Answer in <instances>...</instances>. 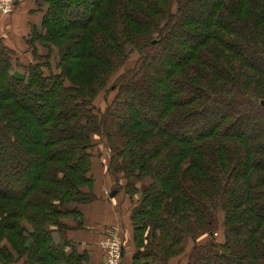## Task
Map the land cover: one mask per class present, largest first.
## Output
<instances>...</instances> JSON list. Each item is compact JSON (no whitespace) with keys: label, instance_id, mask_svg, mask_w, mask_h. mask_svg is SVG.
I'll use <instances>...</instances> for the list:
<instances>
[{"label":"trees","instance_id":"16d2710c","mask_svg":"<svg viewBox=\"0 0 264 264\" xmlns=\"http://www.w3.org/2000/svg\"><path fill=\"white\" fill-rule=\"evenodd\" d=\"M35 2L42 21L24 50L0 38V264L87 262L67 233L83 228L77 205L97 199L93 136L133 204L130 264H264V69L253 63L264 64V0H217L210 11L207 0ZM192 9L209 21L184 23ZM163 52L175 59L165 101L144 88L163 71L150 64ZM133 53L137 63L97 113L98 90ZM124 111L133 120L120 128ZM37 112H47L38 141L25 147L21 131ZM16 164L43 173L21 190Z\"/></svg>","mask_w":264,"mask_h":264},{"label":"crops","instance_id":"0c3cea01","mask_svg":"<svg viewBox=\"0 0 264 264\" xmlns=\"http://www.w3.org/2000/svg\"><path fill=\"white\" fill-rule=\"evenodd\" d=\"M16 2V8L10 14L3 15L0 12V38L15 50L24 44L23 38L29 34L31 26H39L42 21L41 12L36 11L35 0ZM106 173L95 180L94 194L97 199L77 205L83 214V228L69 231L67 237L79 245L81 252L88 253L85 264H105L100 244L107 236L116 235L121 238L125 247L124 264H130L133 253V228L129 222L131 198L123 194L120 183L116 186ZM104 191L109 195L104 194ZM113 193H116L115 197L110 195Z\"/></svg>","mask_w":264,"mask_h":264},{"label":"rangeland","instance_id":"374dc122","mask_svg":"<svg viewBox=\"0 0 264 264\" xmlns=\"http://www.w3.org/2000/svg\"><path fill=\"white\" fill-rule=\"evenodd\" d=\"M216 2H217V0H207V4L209 6H207L205 8L206 11L212 10L213 5ZM175 9H176V5H174L173 10H175ZM206 11H202V10L198 11V10L192 9L188 14L189 16L187 17V21H184V23H186V24L191 23L189 21H196V22H199L202 24L208 22L209 21L208 20V12H206ZM194 42H195L194 40H187L185 42L184 41H178L177 44L180 47L181 45H191ZM21 47L23 48V46H21ZM21 50H24V48ZM40 50L41 51H38V53L40 55L45 54L46 51H44L43 49H40ZM42 51H44V52H42ZM82 51L83 50H81V47L77 45V47L73 48V50L71 51V54L75 55V53H81ZM30 52L31 53L28 54L29 57H31L30 54H32L31 50H30ZM53 52L58 53V48L53 46ZM22 54H23V52H18V55L21 56ZM178 55L181 56L182 52L179 53ZM53 56H54L55 61H52V64L55 65L58 61V58H57L58 54H55ZM139 57H140V55L138 53H133V55L131 54L129 59L126 61V64L123 67H121L117 72H115L109 78L108 82H106L107 84L105 85V87L100 88L98 90L97 95H96L94 102H93V105H94L97 113L104 112L109 106H111L115 96L117 95V89L115 88L116 80L118 78H120L122 75H124L125 73H127L129 70H131L132 67H134L135 64L137 63ZM157 58L158 59L154 63H150L151 69L155 70L156 67L158 69L160 66H163V68H162L163 71L162 72L161 71H157V72L155 71L152 74L148 73L147 77L145 79L146 81H145L144 88H150L152 91H154L156 96H158L162 101L163 100L165 101L167 98V93H168V89L170 86L167 83H165L164 80L166 79V76H167L166 73L168 72V68L170 67V64H172V63L174 64L175 59L173 58L172 55L165 54L164 52H163V54H159ZM24 62L25 61L22 60V63H24ZM253 63L257 68L264 69V64L259 62L258 60L253 59ZM67 84H69V83L67 82ZM27 104L32 105L33 103L28 101ZM126 107L127 106H125V108ZM45 114H47V112H37L36 117H35L36 121L32 122L31 124H26L25 127H23V130L21 131V144H23V146H25L24 144L29 146L31 143H35L38 141L37 132H36V124H37V121L44 119ZM119 117L122 118L118 123V126L119 127L121 126L120 128H122L123 126L125 127V125L127 123H131L133 120V117L129 114H125V111L120 113ZM261 129L264 130L263 127H261ZM100 139L101 138L99 136H93L92 141L94 144L95 143L96 144H95V147H93L90 150V152L92 153V174H93V177L95 178V180H96V178L99 179V176L101 174L104 176V174L107 172L106 168L108 167V164H109V162H108L109 153H108L107 149L105 148V146L102 143H99ZM2 148H3V150H2L3 152L8 150V147L6 145H4ZM64 159L68 160V158H66V156ZM3 161H4V158H2V155H0V162L3 163ZM11 166H13V165H11ZM15 166H16L15 171H17V170L19 171L18 175L20 174V179H21V181L23 180L21 187H20V189L22 188L21 190H23L26 186H28L30 183H32V179H33L34 175L37 176V175H40L43 173V167H41L39 165H38V167L33 166L32 168L26 169V172H24L22 167H20V166L17 167V164ZM106 174L110 177V179H113L112 175L110 173H106ZM26 178H27V181H26ZM145 181L149 182V179H146ZM125 184H126V180L122 179V181H120V186H122V191H124ZM106 193L109 195L108 192L104 191V194H106ZM241 197H243V194L241 195V193H238L235 198L239 199ZM131 205H132L131 206V209H132L133 204L131 203ZM218 217H219V222L222 223L224 219L222 218L223 214L221 213L220 210L218 213ZM78 220H79V218L77 216L68 217L65 219V223L68 224L67 225L68 227L69 226L75 227ZM66 231L67 230H65L64 232H66ZM216 236H217L219 242L224 241V235L222 232V224H221V228L217 231ZM119 239H121V238L119 237ZM206 240L207 239H205L204 241H206ZM192 246H193V243L189 242L187 244L186 248L190 249V248H192ZM184 257L185 256L183 255L182 258H184ZM14 261L15 262L12 264H24L25 263L24 259H20L18 261V258H16Z\"/></svg>","mask_w":264,"mask_h":264},{"label":"built area","instance_id":"2783aa9c","mask_svg":"<svg viewBox=\"0 0 264 264\" xmlns=\"http://www.w3.org/2000/svg\"><path fill=\"white\" fill-rule=\"evenodd\" d=\"M15 0H0V12L8 15L13 11ZM100 247L105 256V264H122L123 245L116 235L103 240Z\"/></svg>","mask_w":264,"mask_h":264},{"label":"water","instance_id":"95a60500","mask_svg":"<svg viewBox=\"0 0 264 264\" xmlns=\"http://www.w3.org/2000/svg\"><path fill=\"white\" fill-rule=\"evenodd\" d=\"M153 43H155V42H153ZM262 105H264V101L262 102ZM112 197H114L115 196V193H113V194H110Z\"/></svg>","mask_w":264,"mask_h":264}]
</instances>
